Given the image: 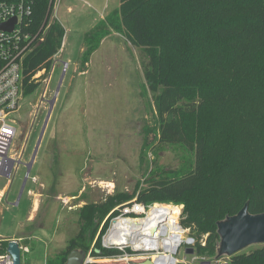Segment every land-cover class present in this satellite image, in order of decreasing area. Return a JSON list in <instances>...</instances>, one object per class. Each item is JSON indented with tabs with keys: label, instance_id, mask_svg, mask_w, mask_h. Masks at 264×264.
<instances>
[{
	"label": "trees",
	"instance_id": "16d2710c",
	"mask_svg": "<svg viewBox=\"0 0 264 264\" xmlns=\"http://www.w3.org/2000/svg\"><path fill=\"white\" fill-rule=\"evenodd\" d=\"M55 1H34L31 31L42 29L43 41L23 61V97L38 89L61 48L65 30L51 20ZM111 32L145 58L143 78L155 112L145 145L152 133L158 144L191 153L193 165L153 176L134 194L82 205L77 233L45 264H64L74 250L92 258L122 254L102 247L101 239L118 215L110 211L134 198L144 205H182L180 225L194 239L195 254L215 258L217 222L245 203L251 215L264 212V0H119L117 9L84 34L80 72ZM7 243L0 241V255ZM174 263L167 256L159 261ZM227 264H264V246L234 255Z\"/></svg>",
	"mask_w": 264,
	"mask_h": 264
},
{
	"label": "rangeland",
	"instance_id": "374dc122",
	"mask_svg": "<svg viewBox=\"0 0 264 264\" xmlns=\"http://www.w3.org/2000/svg\"><path fill=\"white\" fill-rule=\"evenodd\" d=\"M114 2L113 9H117L119 1ZM68 6H76L71 14L66 11ZM54 13L65 30L63 50L54 58L52 72L38 89L22 96L14 118L19 131L15 148L24 146L22 162L10 180L0 178V190L5 192L0 202V241L14 236L22 239L20 244L27 249L22 251V264H28V260L31 264H45L46 257L61 252L78 231L76 211L85 203L100 202L117 193L134 194L144 189L151 177L185 172L194 161L193 155L181 147L158 144L152 133L144 143L145 131L155 127V112L143 78L145 58L140 50L123 35L111 32L91 55L85 71L80 72L83 37L95 26L89 21L92 10L81 1L56 0L52 17ZM62 74L35 161L24 182L25 165L32 158ZM33 177L36 184H31ZM28 190L43 194L33 219H28L27 197L31 203L33 199ZM66 196L73 199L67 200ZM152 205L177 210L179 221L183 218L182 205ZM187 237L189 231L185 230L183 241ZM205 239L203 236L202 245ZM194 243L180 246L173 255L178 260L176 264L228 263L227 256L207 259L195 252L186 254ZM262 246H249L239 254ZM116 260L94 258L93 263L129 264Z\"/></svg>",
	"mask_w": 264,
	"mask_h": 264
},
{
	"label": "built area",
	"instance_id": "2783aa9c",
	"mask_svg": "<svg viewBox=\"0 0 264 264\" xmlns=\"http://www.w3.org/2000/svg\"><path fill=\"white\" fill-rule=\"evenodd\" d=\"M34 1L0 0V178L7 180H10L14 170L21 164L24 150V146L19 150L15 148V139L19 131L15 128L17 124L14 119L22 100L23 61L34 47L43 41L42 29L38 33L31 31L30 18ZM53 17L51 16V20H55V16ZM13 19L14 23L11 25ZM6 24H9V27L11 25V30L1 27ZM55 62L53 63L55 64ZM53 63L50 73L54 68ZM43 74L44 71H40L33 76V79H38ZM149 208L150 205L138 203L134 199L113 210L117 211L118 215L110 220L109 227L101 239L102 247L117 249L122 253L109 257L111 260L117 259L116 261H126L129 264L150 260L153 264H159L162 258L170 254L166 247L170 244L169 239L174 234L180 233L181 239L176 244L172 257L183 243L186 245L194 243V239L190 237L183 241L185 230L180 225L179 217L177 220L171 221L167 213L160 214L159 217L165 216V218H160L158 222V225L164 227L166 232L154 236V239L145 240L144 237H141L138 240L139 246L124 244L122 247L109 241L110 234L119 222L142 221L150 215ZM169 227L170 230H168ZM109 258L103 259L105 261ZM93 259H91L92 263ZM174 261V264L178 263L175 258ZM0 264H12L11 257L6 252L0 255Z\"/></svg>",
	"mask_w": 264,
	"mask_h": 264
},
{
	"label": "water",
	"instance_id": "95a60500",
	"mask_svg": "<svg viewBox=\"0 0 264 264\" xmlns=\"http://www.w3.org/2000/svg\"><path fill=\"white\" fill-rule=\"evenodd\" d=\"M14 23V19L11 21V25ZM11 25L9 24L2 25L3 29L11 30ZM64 74L61 75L60 81L58 83V87L56 89V93L54 98L49 102V111L46 116L42 131L38 138V142L36 144V148L32 155V158L29 163L25 165L27 169L26 178L24 182L27 180V176L33 164V161L36 157L37 150L39 147V143L41 142V138L43 136L45 127L47 125V121L49 120L51 110L55 103V99L63 80ZM24 184L21 187L19 197L22 193ZM18 197V198H19ZM217 235L219 237V243L216 250V258L221 256H227L228 258L239 254L242 250L246 249L252 245H263L264 246V212L257 215H251L248 212V203L242 207V209L234 216L226 217L224 220L217 222ZM96 253H99L98 250H95ZM6 253L11 257L12 264H22V253L19 247V244L16 241H8L6 247ZM186 254H193V248H188L185 251ZM92 257L87 255L84 251L74 250L71 251L67 257L64 264H90ZM135 264H153L150 260H145L141 263ZM210 264V263H205Z\"/></svg>",
	"mask_w": 264,
	"mask_h": 264
},
{
	"label": "bare ground",
	"instance_id": "6f19581e",
	"mask_svg": "<svg viewBox=\"0 0 264 264\" xmlns=\"http://www.w3.org/2000/svg\"><path fill=\"white\" fill-rule=\"evenodd\" d=\"M176 209V208H175ZM149 210L151 211L150 215L140 221H122L119 222L113 229L112 233L109 236V241L117 246H123L124 244H130L132 246H139L138 240L141 237L147 239H154V236H158L161 233H165L166 230L164 227H160L158 225L159 219L165 218V216L159 217L162 213L169 214V218L172 221H175L180 216L178 211H172L163 206H153L150 205ZM177 218V219H176ZM170 230V227L168 228ZM181 239V234L177 233L170 237V244L166 247L170 254H167V257L173 258L172 254L174 252V248L176 244L179 243ZM150 246V244H149ZM174 259V258H173Z\"/></svg>",
	"mask_w": 264,
	"mask_h": 264
},
{
	"label": "crops",
	"instance_id": "0c3cea01",
	"mask_svg": "<svg viewBox=\"0 0 264 264\" xmlns=\"http://www.w3.org/2000/svg\"><path fill=\"white\" fill-rule=\"evenodd\" d=\"M65 1H71V0H57V3H60V2H65ZM73 1H81L83 3H85L91 10H92V13H90L91 17L89 18V21L90 23L94 26L96 25L98 22L102 21L113 9V5L115 4V0H73ZM119 1V0H118ZM76 6H68L66 7V11L68 14H71L73 12V9L75 8ZM112 8V9H111ZM56 12V11H55ZM54 16H55V13H54ZM55 20H56V17H55ZM57 21V20H56ZM60 24V23H59ZM105 39V38H104ZM103 39V40H104ZM103 40L100 42V44L103 42ZM63 42V40H62ZM100 46V45H99ZM99 48V47H98ZM62 44H61V48L60 50L58 51L57 55L62 52ZM56 55V56H57ZM67 64V63H65ZM37 155V154H36ZM36 158V157H35ZM35 161V159H34ZM33 161V163H34ZM37 183V180L35 177L32 178L31 180V184H36ZM42 186V185H40ZM28 193L30 194V196L33 197L32 199V203H31V199L30 197H27V199L29 200V206H30V210H29V216H28V219H33L35 217V215L39 212L40 210V207H39V204H38V201H40V198L43 197V194L41 193H32V191H29L28 190ZM5 194V192L3 190H0V202H1V199L3 197V195ZM73 196H66L65 198L67 200H72ZM15 237V236H14ZM11 238V240H8V241H16L18 244H19V247L21 249V253L23 250L27 251L26 247H24L23 245L20 244L21 242V238ZM73 237V236H72ZM72 237H70L69 239H71ZM34 238V237H32ZM68 239V240H69ZM67 240V241H68ZM3 241V240H1ZM7 241V242H8ZM25 244L26 242H28L27 240H24ZM47 243V242H46ZM44 243L45 247H48L49 245V242L48 244ZM67 244V242H66ZM66 246V245H65ZM64 246V247H65ZM63 249V248H62ZM58 254V253H57ZM56 254H54L53 256H55ZM51 256V257H53ZM45 262L47 261V259H50V258H45ZM28 264H31L30 263V260H28Z\"/></svg>",
	"mask_w": 264,
	"mask_h": 264
}]
</instances>
